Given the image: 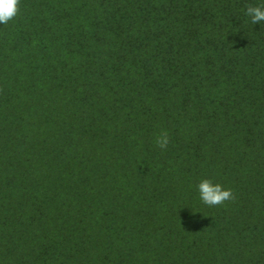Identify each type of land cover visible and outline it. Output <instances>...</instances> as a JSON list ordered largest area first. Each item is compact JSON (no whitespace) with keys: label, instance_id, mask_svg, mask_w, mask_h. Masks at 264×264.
I'll return each instance as SVG.
<instances>
[{"label":"trees","instance_id":"16d2710c","mask_svg":"<svg viewBox=\"0 0 264 264\" xmlns=\"http://www.w3.org/2000/svg\"><path fill=\"white\" fill-rule=\"evenodd\" d=\"M258 3L19 0L0 25V264H264ZM201 179L233 199L202 205Z\"/></svg>","mask_w":264,"mask_h":264},{"label":"clouds","instance_id":"9594fccd","mask_svg":"<svg viewBox=\"0 0 264 264\" xmlns=\"http://www.w3.org/2000/svg\"><path fill=\"white\" fill-rule=\"evenodd\" d=\"M19 11V0H0V25L9 23ZM245 15L249 17L252 25H259L264 22V0H259L257 6L245 9ZM154 144L157 148L166 149L169 144V136L166 131H161L154 137ZM199 202L206 207L222 205L233 199L231 189L225 188L222 184L212 179H201L195 186Z\"/></svg>","mask_w":264,"mask_h":264}]
</instances>
